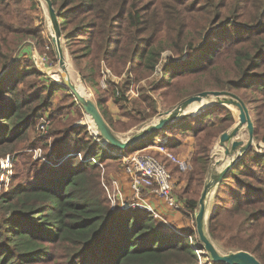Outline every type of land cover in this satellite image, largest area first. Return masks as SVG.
<instances>
[{
  "label": "trees",
  "instance_id": "1",
  "mask_svg": "<svg viewBox=\"0 0 264 264\" xmlns=\"http://www.w3.org/2000/svg\"><path fill=\"white\" fill-rule=\"evenodd\" d=\"M22 1L0 0V159L15 160L10 184L0 191V264H210L186 238L190 232H167L143 209L112 208L103 178L120 159L86 124L62 118L76 100L53 108L47 135L28 142L59 87L43 79L31 57H22L27 41L41 48L46 42L43 26L22 14ZM52 2L64 47L113 131L110 99L139 126L193 94L224 90L250 104L255 139L264 141V0ZM132 90L136 98L128 95ZM215 109L212 117L224 115L225 126H207L211 108L179 118L170 133L191 131L197 149L209 154L235 120L227 107ZM152 142L151 135L137 146ZM34 148L41 158L22 152ZM207 156L189 171L182 190L192 212L199 207ZM213 201L211 237L264 264V150L250 148L219 182Z\"/></svg>",
  "mask_w": 264,
  "mask_h": 264
},
{
  "label": "rangeland",
  "instance_id": "2",
  "mask_svg": "<svg viewBox=\"0 0 264 264\" xmlns=\"http://www.w3.org/2000/svg\"><path fill=\"white\" fill-rule=\"evenodd\" d=\"M21 9H22V14L31 16V19H32L34 25H36V26L42 25L43 26L42 34H43L45 41H46L44 44V48L39 47L34 42L32 43L30 41H27V43L23 44L22 49H21V53H23L22 57H28V56L31 57L35 66L38 67L43 72V74H44L43 79L44 78L50 79V80L58 83V87H59V89L55 92V94L51 98L50 106H48L47 108L42 110V112L39 114V117H38L37 122H36V127L31 128L29 130L28 142H31L38 136L47 135V133H45V132H43V134H42L41 131L37 128V124L38 125L41 124V121H40L41 116L49 117V125L50 126H49L48 131H47V132H49V130L52 126V122L50 119V113H51L52 109L57 107L58 105L59 106L60 105L67 106L68 104H70V102H72L73 100H76V98H75V96L71 95L72 92L68 89V87L67 88L65 87L63 79L61 77V73H60L61 71L59 68L58 58H57L56 49H55V42H54L56 39V34H55L54 28H53L52 23H51L48 4H47L46 0H36L35 3H30L27 0H23ZM17 16H18L17 20H18V22H20L19 21L20 15L17 14ZM60 29H61V26H60ZM62 46H63V50L65 52V56L67 58L68 71H69L71 80L76 85H79L87 93V96L89 98L95 100L91 89L88 86H86V84L82 80V77L80 74V70H81L80 67L81 66H79V65L76 66L72 63V61L69 57L68 51L64 47V39L63 38H62ZM51 51L54 52L55 57L52 56ZM82 65H84V63H82ZM158 75H159V73H157V76ZM151 79H153V78H151ZM102 80H101V84L103 85V87L106 88V84L104 85ZM142 85L146 86L147 81L146 80L142 81ZM128 95H130V98H136L137 97V93L134 90L130 91V93ZM237 96H238V94H237ZM75 102L78 104V106L74 109H67L66 111H64L63 115H61L62 118L67 120V121L70 120V121H76V123L86 124L88 126V131L91 132V134L96 137L97 141L99 143H101L102 146L106 145L107 143L105 142L104 139H101L102 137L99 135L100 133L98 132L97 127L95 129L92 126V124H94L93 119L92 118L89 119L84 108L82 107V105L77 100ZM198 103L199 102L192 104L189 107L191 109L188 108L187 111H185L184 115H182L180 118H182L184 116H189V115L193 116V115L199 114L203 111H206V110L213 108V112L208 114V117L211 119L208 120L206 122V124H207V126L211 125V126H215L216 128H218L219 126L221 127V125L225 126L227 124V121L224 120L225 116L224 115H221V116L217 115V117H212V115H215L218 112V109H215L216 106H225L232 112L235 120H234V123L229 128H227L224 132H231L235 128V126L238 125L240 112H239V109L237 107L231 106V105L219 104L217 98L213 97V96L203 100V102H202L203 104L207 103L204 106H199ZM178 104H175L174 106H170L167 108H161L158 115H156L155 117L145 121L144 123H142L138 126V125H134L135 121L133 119L131 120V118H129L126 113L121 111L119 109V107L116 104H114V102L111 99L106 101L107 110L110 113V115L113 117V121L116 124L114 133L122 139H127L131 135L137 133L139 130L144 128L145 126L152 124V123H155L161 114H165V113L169 112ZM245 104H246L247 108L249 109L250 104L246 103V102H245ZM195 105H197L196 108L194 107ZM219 112H223V111H219ZM249 113H250L251 120L253 122V117H252V114L250 112V109H249ZM179 120H181V119H179ZM178 121H175V122H178ZM175 122H173L167 126V127L170 126V129H168L166 131V133H161L162 132L161 131L160 133L152 134V139L154 142V140H156L157 138H161L163 136H166V138L168 140V142L166 144H168L171 147V148H169L170 150H168L169 151L168 154L175 156L178 159H180L184 163V166L181 167L178 163L173 162L165 154H162L159 151L156 152L153 150V151L149 152V154L154 156V157H157L161 162H163L168 171H169V169L166 165V161H169L170 163L175 164L181 168V171H178L176 166L170 165L174 172L169 171L172 174L173 179L175 181L174 192H175L177 198L180 201H182V203L184 205L182 212L184 213V216L187 219L188 228L185 231H180L179 235L184 236L185 233L190 232L189 235L187 234L186 238H188L192 244H196L197 249H199L200 252L205 254V256H206L205 261L207 260L208 262H211L210 264H215L218 262H216L213 259L212 255L210 254V252H208L205 249V246L202 243V240L198 234L197 216H198V212L200 210V198L202 196V192L204 190L205 184L212 179V174L219 173L220 171H222L226 166H228L234 160V158L236 157V154L233 157H231L225 153V151H226L225 146H222L220 144V137L222 134L216 140V142H215V144H214V146L211 149L209 154L201 153V152H203L202 149H201V151H200V149H197V144H198L197 136H195L191 131H189V130L180 131V130L176 129L175 127H173V129L175 128L176 131L174 133H170L173 131L171 126H173ZM211 122H213V123L211 124ZM253 126H254V124H253ZM96 130H97V133L95 132ZM254 133H255V130H254ZM202 136H204V134H202ZM260 136L264 138V129L261 130ZM205 137L206 136H204V138ZM236 140L242 141L243 144L248 142L249 132L247 129V125H244L240 129L239 133L237 134ZM226 145L229 148L231 147V143H226ZM145 147H147V146H145ZM131 148H133V149L130 150V148H129L128 153L132 152L134 150H137V149L144 148V147L142 144V145H138V146L136 145V146L131 147ZM251 148H254L259 153H262L264 150V141L263 140L257 141L255 139V136H254V141H253V145L251 146ZM107 149L111 150L112 147L107 146ZM113 151H116V150H113ZM118 151H120V150H118ZM22 152H26L32 158H38V157L41 158L40 156H41L42 150L40 148H34V149H29V150H23ZM120 152H122V151H120ZM110 154L113 155L112 153H110ZM203 154L206 156L208 155L207 158H204L206 160L205 161L206 162V171H205V175H204L205 181H204V184L202 185V187L200 188L201 191H200V196L198 199L199 207L197 210L192 212L189 209H187L188 207H186V202L188 200V197L182 195L183 194L182 190L188 185V181H187L188 177L187 176L189 174V171L193 168V166H196L195 163L197 164L201 160L200 158H203ZM9 156H10V158H8V156H7L6 158L0 159V191L2 189L8 188V186L10 184V180H11L13 173H14V169H15L14 155H9ZM113 156H115V155H113ZM241 157H239L237 159V161L240 160ZM118 159H120V157H118ZM20 162H21V159H20ZM96 163L99 164L100 162L96 161ZM112 165H113L112 171L110 173H108V171H106V173L104 174L105 178H103V187L105 189V192L108 196V199L110 201L112 208L116 209V208H118L117 206H118L119 202L113 203L114 201L110 198V196L116 195V193H117L116 187H115V181H113V180H115L114 177L120 176V173L122 172V161H121V159L120 160H114L112 162ZM217 185H214L210 189V191H209V193L205 199L206 213H205L204 219L202 221V230H203L204 236L213 244L214 249H215L217 254H219V255H235L238 252H242V251L235 252V251L226 249V247H225L226 242L224 239L222 241H217V240L213 239L209 233L208 218H209V213L213 207V202H214L213 200H214V196H215V193L217 190ZM193 187H194V184L191 186V189H190L191 194H194L193 193ZM197 198H198V196H197ZM143 210H145V209H143ZM153 210H155V209H153ZM152 217L156 221L157 226H159L160 228L166 227L164 225V223L157 221L153 215H152ZM170 227H173V224H171ZM166 230H168L167 232H169V229H166Z\"/></svg>",
  "mask_w": 264,
  "mask_h": 264
},
{
  "label": "water",
  "instance_id": "3",
  "mask_svg": "<svg viewBox=\"0 0 264 264\" xmlns=\"http://www.w3.org/2000/svg\"><path fill=\"white\" fill-rule=\"evenodd\" d=\"M48 4L49 14L51 18V23L54 28L56 39H55V49L58 58L59 68L61 77L63 79L64 85L68 87L73 95L76 97V100L82 105L86 114L90 116L95 126L98 129V132L103 137L105 142L109 143L112 147L119 150H125L131 147L136 146L141 141L146 139L152 134L158 133L160 130L164 129L171 123L177 121L182 115H184L186 109L195 102H202L203 100L213 96L216 97L219 104L222 105H231L239 109V123L231 132H224L220 137V144L225 146V153L231 157L236 154L234 160L226 166L219 173L212 174V179L205 184L202 196L200 198V210L197 216V229L198 234L202 240V243L205 246V249L210 252L213 259L218 263L223 264H262L255 256L248 252H238L235 255H219L216 253L213 244L204 236L202 230V221L204 219L206 209H205V199L210 191V189L217 185L226 173L233 167L237 162V159L248 151L253 145L254 141V126L250 117L249 109L247 108L245 102L236 94H233L229 91L224 90H206L198 94L191 95L186 98L183 102L176 105L172 110L165 114H161L158 120L155 123L149 124L139 130L137 133L131 135L127 139H122L116 135L110 125L107 123L102 113L99 110L98 105L95 101L77 90V85L71 80L67 58L62 46V32L60 29L59 18L52 0H46ZM247 125L249 132V140L247 143L243 144L242 141L236 140L237 134L240 129ZM226 143H231L229 148Z\"/></svg>",
  "mask_w": 264,
  "mask_h": 264
},
{
  "label": "built area",
  "instance_id": "4",
  "mask_svg": "<svg viewBox=\"0 0 264 264\" xmlns=\"http://www.w3.org/2000/svg\"><path fill=\"white\" fill-rule=\"evenodd\" d=\"M103 82V81H102ZM105 85V83L103 82ZM41 124H37V128L43 132L47 133L49 128V117L41 116ZM168 142L166 136L157 138L154 142L144 148L134 150L132 152H124L119 149H112L108 151L113 155L120 157L122 161V172L129 177L130 187L132 196L128 200L121 202L118 199L117 194L110 196V198L118 203V208L128 209V208H139L145 209L150 212L157 221L164 223L160 214L148 207L145 203L146 196L158 198L165 201L169 207L176 211H181L184 207L182 201H180L175 192L172 174L167 170L163 162H161L157 157L149 154L151 151L160 152L165 154L170 160L178 163L181 167L184 163L175 156L168 154L170 146L166 144ZM107 143V142H106ZM107 148L106 145H103ZM10 158V156H8ZM144 194V195H143ZM164 225L169 226L170 224L164 223ZM199 250V249H198ZM200 251V250H199Z\"/></svg>",
  "mask_w": 264,
  "mask_h": 264
},
{
  "label": "crops",
  "instance_id": "5",
  "mask_svg": "<svg viewBox=\"0 0 264 264\" xmlns=\"http://www.w3.org/2000/svg\"><path fill=\"white\" fill-rule=\"evenodd\" d=\"M114 179L115 180L113 181H115V187H116V192L118 193L117 194L118 199L121 200V202H124L129 198H131L132 193H131L129 177L126 176V174H124L123 172H121L120 176H116L114 177ZM145 203L147 204L148 207L155 209L161 215V218L164 220V223L170 225L173 224L174 228L171 227L170 229L168 228L169 226L165 225L166 226L165 229H169L170 230L169 232L179 234L180 231H185L188 228L187 219L185 218L184 213L182 212L183 210L176 211L171 207H169L165 201L150 196H146Z\"/></svg>",
  "mask_w": 264,
  "mask_h": 264
},
{
  "label": "bare ground",
  "instance_id": "6",
  "mask_svg": "<svg viewBox=\"0 0 264 264\" xmlns=\"http://www.w3.org/2000/svg\"><path fill=\"white\" fill-rule=\"evenodd\" d=\"M80 85H81V84H80ZM77 90H78L81 94L87 96V93H86V92H85V91H84L79 85H77ZM87 97H88V96H87ZM202 102H203V101H202ZM202 102H199V103H198L199 106H204V105L207 104V103H206V104H203ZM195 103H196V102H195ZM193 104H194V103H193ZM190 106H191V105H190ZM190 106H189V107H190ZM199 106H198V107H199ZM189 107H188V108H189ZM194 107L196 108L197 105H195ZM188 108H187V109H188ZM187 109H186V111H187ZM189 109H191V108H189ZM193 114H194V113H193ZM89 117H90V116H89ZM90 118H91V117H90ZM220 146H221V145H220ZM218 168H219V167H218Z\"/></svg>",
  "mask_w": 264,
  "mask_h": 264
}]
</instances>
